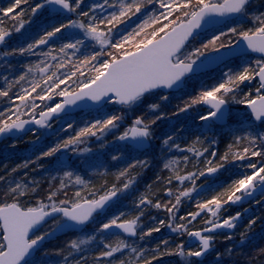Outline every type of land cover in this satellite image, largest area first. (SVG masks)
I'll use <instances>...</instances> for the list:
<instances>
[{
  "label": "snow or ice",
  "instance_id": "6c2138e0",
  "mask_svg": "<svg viewBox=\"0 0 264 264\" xmlns=\"http://www.w3.org/2000/svg\"><path fill=\"white\" fill-rule=\"evenodd\" d=\"M84 2L40 0L30 4V0H10L6 7H0V45L5 44L6 38L14 32L20 33L26 24L32 23L31 18H25L26 13H29V17H35L40 10L51 8L53 12L68 16L66 22L54 25L50 30H43L26 46L13 48L3 54L8 57L28 54L37 59L24 66L25 70L19 75L11 79L8 76L3 78L5 86L0 87V98H6L10 106L0 110V136L23 131L29 124L51 128L50 121L66 112L69 106L81 101H90L94 106L117 103L133 107L146 95L157 90L181 88L186 78L202 70L209 60L224 63L229 56L236 55L237 50L245 49L260 53V58L252 63H243L238 70L229 67L216 84L190 97L183 106L178 107V113L175 114L186 113L197 105H205L210 110L199 115L201 122L226 123L231 115L228 106L235 103L249 110V128L256 123L264 124V13L254 17V24L250 28L226 24L233 17L249 15L251 0H101L87 11L82 9ZM16 9L19 11H14ZM69 14L76 15L77 19H72ZM141 16L144 17L142 21L124 33L121 25L127 26L133 17ZM222 24L223 27H218ZM66 30L72 39L56 47L54 39L63 37ZM71 30H79V35ZM206 32H211L206 40L201 41L199 46L191 45V41ZM116 36L119 39H115ZM95 45H99V48L96 49ZM90 46L94 50L85 54L84 50ZM253 81H256L257 86L245 92L242 85ZM168 99L166 94L160 96L161 101ZM149 107L158 109L160 105L151 104ZM161 118L162 115L151 120H145L144 116L136 117L117 139L130 141L134 147H138L152 138V125ZM123 119L122 113L96 119L74 135L43 151L36 160L52 157L70 148L75 151V146L85 139L120 128ZM72 128L73 124L69 123L67 129ZM163 143L169 148L190 152L197 159L205 153L211 158L203 160V169L197 168L196 171L189 170L183 174V170L177 167V160L165 163L164 167L173 172V175L164 178L168 185L174 181L179 185L187 182L190 187L178 189L175 201L170 199L163 204L159 200L153 203L148 196L142 195L135 205L140 211L134 218L119 212L102 221L97 231L117 236L118 243L115 246L105 243L97 260L112 258L129 248L125 240L119 239V233L129 237L137 236L142 226L143 209L148 206L163 208L169 214V220L166 222L161 219L157 226L139 232L140 239L168 227L172 232L181 236L186 234L198 242L195 250H185L184 241L178 243L175 249H169V240L165 239L161 242L165 246L164 252L157 245L155 253L185 258L203 257L211 249L214 240L212 235L205 233L236 227L235 221L241 214L222 218L220 213L225 206L251 197L258 187L264 188V132L234 136L233 143L219 160L216 159L215 151L209 153L207 147L203 151L196 147V144L201 143L200 137H196L187 148L176 143L172 135H168ZM112 159L119 160L120 157L114 155ZM245 161L247 163H243ZM183 162L188 164L189 156H183ZM237 162H241L237 164L240 169L238 178L211 198L196 201L195 211L179 216V221L184 223H173L177 220L176 213L179 212L182 200L191 199L192 193L198 191L197 181L201 177L218 172L226 164ZM29 163L35 161H25L11 169V173H16L20 168H28ZM145 163L133 161L116 175L117 181L124 178L122 183L101 185L99 189L72 171H66L59 189L50 186L46 197L33 205L22 203L21 197L29 195V191L35 193L36 187L29 190L27 183H15L13 186L4 175H0V184L8 185L0 198V264H32L31 257L46 237L65 228H76L92 222L134 183L129 175L130 169ZM70 183L83 187L70 195ZM166 194L171 197L173 189L168 187ZM198 217L203 219L205 227L190 230L189 225L197 221ZM50 218L53 220L50 230L37 234L38 228ZM254 223L255 220H252L249 226ZM113 229L118 231L114 232ZM94 239V236L89 237V240ZM89 240H72L69 248L79 251L81 245ZM131 252L137 253L138 259L128 262L122 260L120 264H153L159 258L155 254L146 257L144 250L138 252L135 247L131 248ZM71 256L69 251L64 259L67 261ZM83 259L81 257L76 260L75 264H81ZM108 264H112L111 259Z\"/></svg>",
  "mask_w": 264,
  "mask_h": 264
},
{
  "label": "trees",
  "instance_id": "16d2710c",
  "mask_svg": "<svg viewBox=\"0 0 264 264\" xmlns=\"http://www.w3.org/2000/svg\"><path fill=\"white\" fill-rule=\"evenodd\" d=\"M252 1L249 7L252 6ZM38 2L39 0H30V4H35ZM99 2H101V0H85L84 4L82 5V9L87 11L92 5ZM9 3L10 0H0V7H6ZM24 7L28 6L25 5ZM259 10L264 13L263 8H260ZM14 11L19 10L16 9ZM43 12L44 13L42 15H39L38 13L35 17H29V13L25 14V18H31L32 23L26 24L25 28L20 33H13V37L8 42H6V44H8L7 48H5L6 51H9L13 48L26 46L27 43L31 42L32 38H35L38 34L42 33L43 30H50L52 26L58 25L61 22H66L68 18V16L63 13H51L47 8H45ZM69 15H71L72 19H77L76 15ZM143 18V16L139 18L133 17L131 21H128L127 26L121 25L124 33L134 28L136 24L142 21ZM237 21L238 18L231 20L226 24H235ZM67 31L68 30H66L63 37L54 39V45L56 47H59L60 44L69 42V40L72 39V37L67 35ZM71 31L79 35V30ZM115 39H119V36H116ZM95 48L98 49L99 46L95 45ZM93 50L94 48L90 46L84 51L85 54H88ZM14 58L20 60V62L18 61L19 63L11 66V60ZM249 58V56H246L238 60L241 62L243 61L242 59L246 60ZM36 59L37 58L35 56H29L28 54H25L24 56H11V59L3 60V67L0 68V87L5 86V81L3 79L4 76H8L11 79L12 77L19 75L25 70L24 66L28 65L29 63H34ZM239 64L240 66L242 65L241 63H227L222 67L227 68L231 66L232 69L237 70L240 67ZM219 70L207 75L189 78L186 85V89H188L189 93L187 92L185 95L182 94V97L185 98L181 99V101H178L181 103L177 106V109L179 106H183L184 102L188 100L186 97L190 93H192L191 95L196 96L202 89L209 88L216 84L220 80V76H218L220 74ZM16 90L18 91L19 89ZM158 94L163 93L157 92L146 95L144 100H148L152 96H156ZM177 94L178 93H175V95ZM155 101L156 100L151 101L152 104ZM159 103L160 102L157 100V103L154 104ZM174 104L175 103L163 105L160 104V107L156 110H153L152 113H148L145 110H139L136 116H144L145 120H151L155 119L157 115H162V118L158 120L156 124L152 125V135L155 133V131H157L158 137L160 139L159 141H163L168 136V134L172 132L169 135L175 137L177 136L179 138L178 143L181 145V147L187 148L193 144V141L196 139V137H200L201 143L196 144V147L203 151V148L207 147V143H210V149H208L209 153L215 151L217 153V160H219V157L228 150V146L233 143L234 136L245 135L247 132H264V124L256 123L251 128L248 127L249 122L247 121V117L250 114L244 108H242L240 112V117H242L240 119L241 121L236 123L239 116L235 115L236 113L231 110L229 119L232 122H229L223 127L217 126L211 121L201 122L198 119L199 115L207 112V110L201 105H197L196 107L192 108V110L195 112L186 114L185 121L180 119L172 124L171 120L178 115L175 114L178 113V110H175L176 107ZM9 106L10 105L8 104L6 98H0V110H4ZM112 106V108H114V113L121 111L123 108V106L117 105L115 103H112ZM99 111L100 110L79 111L75 113V115L76 117H79V120H82L81 117L83 115L88 116L93 113L96 114ZM56 121L58 120L53 121L51 124L55 123ZM80 121H78L76 125L73 124V128L71 130L62 132L61 129L60 133L58 131V133L53 136L55 139L51 136L41 140L40 142H37L36 132L40 131H31L17 139L5 142L0 147V175H4L9 184H12L13 186L15 183H27L29 190L33 187H36V192H41V194L46 197L50 186L59 189L60 181L65 179L64 173L66 171H72L75 175L81 176L86 182H88L89 185L95 186V188L99 189L101 185L111 186L113 183H122L124 178H122V180L119 182L116 180V175L119 171L126 168L135 160L145 161L146 163L143 166L138 165L136 168L130 169L129 175L134 179V183L128 189L129 191H127V195H124V198L129 200L130 205H133L132 201L134 202V206L132 208H136L135 205L142 195L148 196L153 200V203H155L156 200H159L163 204L170 199L174 202L175 194L177 193L178 189L183 190L184 188L190 187L187 182H185L184 185H179L175 181L172 185H168L166 183L164 178L173 175V172L170 169H166L164 167L165 163H167L169 160H177V167L183 170L181 172V174H183L189 170L196 171L197 168L203 169V160L205 158H211L208 153H205L203 157L197 159L190 152H181L175 148H172L169 151L166 148L164 150V147L161 149L164 155V158H162L160 150L157 152V154H154L152 145L151 148L144 153H138L132 148L131 149L133 151L131 153V151H128V147L126 151L127 154L125 153V156L123 155L120 157L119 155L121 154L119 153L121 152V149L119 148L121 147L117 149L111 148L109 150L106 148V145L103 141H98L93 145L96 146L95 148H89L90 151L96 152L94 153L95 155L90 153L88 156L87 154L81 153L76 155V152L81 151V149L77 148L72 152V155L68 156L69 160L63 163L60 162L55 164L52 157H46L39 161L36 160V157L43 151H46L49 147L64 139H67L69 136L74 135L76 131H79V129L83 127L81 126V123L79 124ZM114 155L119 156V160L121 161L113 160L112 157ZM185 155L189 156L190 158V162L186 165L183 162V156ZM25 161H35V163H29L28 168H20L16 173H11V169L17 167L18 165H22ZM239 163L241 162H237L236 164H226L225 167L220 169L218 172L201 177L197 181L198 191L192 193L191 199L184 198L182 200L179 212L176 213L177 220L173 221V223H184L185 221H179V216H183L188 212L195 211L196 201H202L204 199L211 198L213 195L228 187L234 179L238 178L240 169L237 167V164ZM243 163H247V161ZM247 171L251 172V170ZM7 186L8 185L6 184H0V192H3ZM82 187L83 186L81 185H73L70 183L69 194L71 195L72 192L81 189ZM168 187L173 189V195L171 197L166 194V189ZM29 194H31L30 191ZM253 201H255V199L242 205H232L229 203L225 206V208L220 213L222 218L235 216L237 213H241V216L237 221V226L234 232L231 234L221 233L217 236L219 237L217 238L218 243H216L217 246L213 251L220 252L216 258L218 260H216L217 263L205 261V263L202 264H264V203H260L259 213H251L246 211L243 213V210L249 207V205H252ZM26 204L29 205V203ZM143 210L144 215L141 217V227L143 228L142 231H146L148 228L153 227V224L156 223V221L163 219L167 222L169 220V214L163 208L156 209L152 206H148ZM137 211L138 212L130 213L126 216L128 218H134L140 210L137 209ZM252 220H255V223L249 226ZM203 227H205V224L203 219L199 217L197 218V221L193 222L192 225H189L190 230L202 229ZM109 236L110 238H115V241H118L117 236ZM228 237L230 238L227 240H222V238ZM138 238L139 236L136 239H130L119 233V239H123L128 243H134ZM165 239L169 240V245L167 246L169 249H175V246L181 241H184L186 245H188L187 248H192L194 245L191 243L189 237L186 234L181 236L175 232H172L170 228L163 227L160 232L153 233L152 236H150L144 243L145 245H143L145 250L144 253L147 255V257H151L154 254L159 257L153 261V264H201V262L196 260L183 263L178 255H161L160 253H155L154 250L156 249L157 245H160L161 252H164L165 246L161 242ZM105 241V243H111L113 246H115L113 241L111 242L109 240L107 242V239ZM224 241L227 243H223ZM103 245L104 244L96 242V245L93 246L94 251L92 253L85 252V254H88H86V257L82 260L81 264H94L96 256H98L99 252L103 250ZM187 248L185 250H187ZM223 248H226L227 250L224 251ZM229 248L231 250H229Z\"/></svg>",
  "mask_w": 264,
  "mask_h": 264
},
{
  "label": "rangeland",
  "instance_id": "374dc122",
  "mask_svg": "<svg viewBox=\"0 0 264 264\" xmlns=\"http://www.w3.org/2000/svg\"><path fill=\"white\" fill-rule=\"evenodd\" d=\"M39 2H40V0H39ZM252 2H253L252 6L251 7L248 6L249 15L243 16V17H238L237 23L229 24L227 26H237V25H239V26H242L243 28L252 27L253 24H254V17L255 16H259L262 13L261 10H259V9L260 8L264 9V0H255V1H252ZM47 9L50 11V8H47ZM43 10L44 9H42V10H40L38 12L39 15H42L44 13ZM74 31H76V30H74ZM210 35H211V32H206V33L200 35L195 40L191 41V45L192 46H199L201 41L206 40ZM7 46H8V44L5 43V44H3L0 47V68L3 67V64H2L3 60L11 59V57L3 55L6 52L5 48H7ZM256 59H259V58L252 56V58L250 57L249 59H246V60L242 59L243 61L240 62L238 60V58H237V59H235V60H233V61H231L229 63H233V64H235V63L243 64L245 62L252 63ZM18 61L20 62V60H18V59H15V58L12 59L11 60V62H12L11 66H14V64L19 63ZM9 63H10V61H9ZM27 63H29V62H27ZM20 64H22V63H20ZM24 64H26V63H24ZM239 66H240V64H239ZM228 68L229 67H227V68L226 67H222L219 70V73L221 75L219 74L218 76H220V79L222 77V73L227 71ZM186 85H187V83H186ZM255 86H257L256 81H253L252 83L245 82V85H242V88L246 92V91H248L250 89H254ZM186 88H187V86L185 87V90L183 89L182 91L178 92L177 95H175V93L174 94L173 93L166 94L169 97V99L167 101H161L160 100V96L164 95V93L163 94H158L156 96L155 95L152 96L148 100H144L143 99L139 104H137V105H135L133 107L123 106L122 110L118 111L116 113H114V108H112L113 107L112 103H106L101 108L97 109V110H100L98 113H96V114L93 113V114H90L88 116L87 115H83L81 117L82 120L80 119L81 121L78 119L79 117H76L75 114L66 115V116L58 119V121H56L55 123L51 124L52 125L51 128H43L41 130H35V131H40V132H36L37 133L36 138L39 137V139H37V142H40L41 140H44L45 138H48V137H51V136H52V138L55 139V137H53V136L56 135L58 133V131L60 133L61 129H62V132L66 131V130H71V129H67V125L69 123H72V124L76 125L78 123V121H80L79 124L81 123V126L84 127L86 124L92 123L96 119H103V118H105L108 115L122 113L124 115V119L121 122L120 128L115 129V130H113L111 132H107V133L102 134V135L98 134L97 136L89 137V138L85 139V141L83 143H80V144L76 145L75 148L76 149L77 148L81 149V151L76 152V155H79V153L87 154V156L89 155V153L93 155L96 152L95 151H90L89 148H92V147L95 148L96 146H93L94 143H97L98 141H103L105 143V145H106V148H108L109 150L111 148H116L117 149V148L121 147V148H119V149H121V152L119 153L121 155H119V156L120 157H122L123 155L125 156L127 154L126 151H127L129 146L128 145L126 146L124 143H122L120 140H118L117 137L122 133V131L126 127H128L132 123V121L136 117H139V116H136L137 112L139 110L140 111L145 110L148 113H152L153 110H156V109H150V107H149L152 104L151 101H153V100H156L154 103H157V100H158V102H160L159 105L160 104L163 105V104H170V103L173 104V103H175L174 105L176 107L175 108V110H176L177 106L180 105V103H181V102H178V101H181V99L185 98V97H182L183 95H185V93H187V92L189 93L188 89H186ZM191 94L192 93H190L186 97V99H189L190 97H194L195 96V95H191ZM239 98H240V95L238 94L237 95V99H239ZM229 106H230V112L232 110L234 113H236L235 115L239 116L237 118V122H236V123H238V121H241L240 119L242 118V117H240L241 109L242 108L246 109V107L243 106V105L235 104V103H230ZM191 112H195V111L190 109L186 113H179L174 119L171 120L172 124L175 123L177 120H180V119L185 121L186 120L185 115L186 114H190ZM163 121H164V119H163ZM229 122H232V121H230V119H229ZM50 123H52V122H50ZM171 133H169V134H171ZM159 140L160 139L158 137V132L155 131V133L152 135V138H151L152 149L154 151V154H157V152H159V150L161 151V149L163 147H164V150H165V148L167 150H169V151H170V149H172V148H169L168 146L164 145L163 141H159ZM175 142L176 143L179 142V138L177 136L175 137ZM209 145H210V143H207V148L208 149H210ZM128 151L129 152L131 151V153H132L133 150L129 147ZM72 152H73V150L71 148L67 149V150H63L62 152L57 153L56 155L52 156L53 161L55 162V164L56 163L58 164L60 162H66V161L69 160L68 156L72 155ZM160 154H162V158H164V155H163L162 151L160 152ZM117 161H121V160H117ZM112 163H114V162H112ZM127 191H129V190H127ZM127 191L122 192L121 194H119L118 200L116 201L115 204H113L111 206V208L108 210L107 214L104 217H96L94 222L92 224H90L84 230L83 233L81 232V233L66 234L64 236H61L59 239L47 244L43 249H41L37 253V255L33 259H31L32 264H75L76 260H79L81 257H83L85 259L86 254H88L90 252L92 253L94 251L93 246L96 245V242H99L100 244H105V242H106L105 240L107 239V242L110 240L111 242L113 241L114 244L118 243L117 240H116L117 242L115 241V238H110L109 235H105L106 233H100V232L97 231V229H98L99 224L102 221H105L107 218H110L112 215H114L116 213L124 212L126 215H129L130 213L138 212L137 211L138 208L137 209L135 207L132 208L134 206V202L132 201L133 205L131 204L132 205L131 206L129 200L124 198V195H127ZM2 193L3 192L1 191L0 192V198H2ZM43 198H45V197L41 194V192H36L34 194L31 193V194H29V195H27L25 197H21V201H22V203H25V204L29 203V205H33V204L36 203L37 200H40V199H43ZM261 202H262V199H260V200L259 199H255V201H253L252 205H249V207L246 208V212L259 213V211H260L259 210V205H260ZM247 215H250V214H247ZM57 219H59V218H57ZM158 222L159 221H156V223H154L153 226H157ZM52 225H53V221L50 222L45 227V231L50 230ZM142 229H143L142 227L139 228L138 229L139 232H141ZM92 236H94L95 239L94 240H89V237H92ZM111 237H114V236H111ZM148 238L149 237H144L143 239L138 238L137 240H135L134 243L126 242V243H128L129 248L124 250L123 253H117L112 258H106V259H103V260H97L95 258V263L94 264H108V260L109 259H111L112 264H120V261H122V260L125 261V262L135 261L136 259H138V254L131 252V248L132 247L137 248L138 252L140 250H144L143 245H145L144 243L148 240ZM216 238H219V237H216ZM227 239H229V237L228 238H222V240H227ZM72 240H77V241H79V240H89V242L86 243V244L81 245V249L79 251H77V250L69 248V244H70V242ZM190 241H192V239H190ZM216 243H218V240H216V242H215V247L217 246ZM223 243H227V242L224 241ZM187 246L188 245H186V243H185V247L186 248H187ZM197 247H198L197 245H193L192 249L195 250V249H197ZM189 248H187V249H189ZM223 250L226 251L227 249L223 248ZM229 250H231V249L229 248ZM69 251H71L72 256L69 257V259L66 261L64 258L66 256H68ZM220 251H221V249H220ZM85 252H88V253L85 254ZM144 252H145V250H144ZM219 253L220 252L217 251V252H213V253L209 254L208 258L206 259V262L207 261L208 262L211 261L212 263H217L218 260L216 258H217ZM145 256L147 257L146 254H145ZM180 259H181V261L183 263L189 262V261H194V260L198 261L196 258L180 257ZM202 263H205V262H201V264Z\"/></svg>",
  "mask_w": 264,
  "mask_h": 264
},
{
  "label": "water",
  "instance_id": "95a60500",
  "mask_svg": "<svg viewBox=\"0 0 264 264\" xmlns=\"http://www.w3.org/2000/svg\"><path fill=\"white\" fill-rule=\"evenodd\" d=\"M50 9H51V8H50ZM51 11H52V10H51ZM52 12H53V11H52ZM54 13H57V12H54ZM235 18H237V17H233V18H231V19H235ZM231 19H229V20H231ZM229 20H227V21H229ZM227 21H226V22H227ZM222 25H223V24H222ZM218 26H221V25H218ZM12 36H13V35H12ZM12 36L6 38V41H8L9 39H11ZM1 46H2V45H0V47H1ZM246 54H253V55H255V56H259V57L261 56L260 53H254V52H251L250 50H246V49H245V50H237V54H236V55L229 56V57L227 58V60H226L224 63L228 62V61L231 60V59H234V58H237V57H239V56L246 55ZM224 63L213 62V61L209 60L208 62H206V66H205L202 70H198L194 75H198V74H201V73H205V72H208V71L214 70V69L218 68L219 66L223 65ZM192 76H193V75H192ZM186 79H187V78H186ZM184 84H185V82H184ZM184 84H183L182 87L179 88V89H172V90H157V91H162V92H165V93L172 92V91H179L180 89L183 88ZM157 91H156V92H157ZM113 99H115V98L113 97ZM105 104H106V103L102 104L101 106H94V105L92 104V102H90V101H87V102H85V101H81V102H78L77 105L69 106L68 109L66 110V112L60 114L58 117H55L52 121L57 120V119H59V118L65 116V115H68V114H74V113H76V112H78V111H84V110H95V109H98V108L102 107V106L105 105ZM119 105H120V104H119ZM202 106H203L204 108L210 110L207 106H205V105H202ZM246 109H247V108H246ZM228 110H229V112H230V107H229V106H228ZM247 110H248V109H247ZM248 112H249V110H248ZM24 119H28V117H27V118H24ZM228 120H229V118H228ZM228 120H227L226 123H222V122H214V123L217 124V125H220V126H224V125H226V124L228 123ZM50 122H51V121H50ZM34 129H43V128L39 127L38 125H34V124L26 125V126H25V129H24L23 131H14V132L9 133V134H6V135H4V136H0V145H1L4 141H6V140H8V139H10V138H18V137H20V136H23V135L28 134L30 131H32V130H34ZM121 142H122V143H126V144H128L129 146L133 147L134 149H136V150L139 151V152H144V151L148 150V149L150 148V146H151V140H149V141L143 143L142 145H140V146H138V147H134L133 144H132V142H130V141H121ZM262 193H264V188H259V187H258L257 190H256V192H255L251 197H245L241 202H238V203H236V204H232V205H242V204H244V203L250 201L251 199L255 198L256 196H258L259 194H262ZM118 198H119V195H118V197H117V198H116V199L110 204V206H109L104 212H102L99 216L105 214L106 211L111 207V205L114 204V203L118 200ZM263 201H264V200H263ZM57 218H58V217H57ZM94 219H95V218H94ZM50 221H52L51 218L47 221V223H49ZM93 221H94V220H93ZM93 221H92V222H93ZM92 222H89L87 225L79 226V227H76V228H65V229L62 230V231L54 232L52 235L46 237V239L41 243L39 249L33 254V256L31 257V259L35 256V254H36V253H37V252H38V251H39V250H40V249H41V248H42L47 242L53 241V240H55V239H57V238H59V237L65 235V234L70 233V232L80 233V232H82L83 230H85L86 227H87L88 225H90ZM47 223H45V224L42 225L40 228H38V230H37V234H38V232L41 231V229H43L44 226H46ZM235 224H236V223H235ZM234 229H235V228H234ZM234 229L222 228V229H218V230H216V231L213 232V233H205V235L217 234V233H220V232H228V233H231ZM48 231H49V230H48ZM112 231L115 232V231H118V230L113 229ZM121 234H123V233H121ZM123 235L126 236L127 238H131V239H135V238L138 237V235H137V236H134V237H129V236H127L126 234H123ZM192 242L195 243V244H198V242H197L195 239H192ZM213 248H214V246H213V244H212L211 249H210V250H209V251H208L203 257H200V258H197V259H198V260H203V259H205V257H206V256H207V255L213 250Z\"/></svg>",
  "mask_w": 264,
  "mask_h": 264
},
{
  "label": "flooded vegetation",
  "instance_id": "af4514ba",
  "mask_svg": "<svg viewBox=\"0 0 264 264\" xmlns=\"http://www.w3.org/2000/svg\"><path fill=\"white\" fill-rule=\"evenodd\" d=\"M134 150V149H133ZM136 151V150H135ZM137 152V151H136ZM139 153V152H138ZM263 195H259V196H257V197H255L254 199H263ZM254 199H252V200H254ZM262 202L264 203V201L262 200ZM249 203V202H248ZM246 204V203H245ZM111 208V207H110ZM109 208V209H110ZM108 209V210H109ZM108 210L106 211V213L105 214H103V215H101V216H96V217H104L106 214H107V212H108ZM246 211V209L245 210H243V213ZM241 214V213H240ZM241 216V215H240ZM96 217H95V219H96ZM240 218V217H239ZM238 221V220H237ZM237 221H236V226H237ZM236 228V227H235ZM235 230V229H234ZM234 230L232 231V232H234ZM45 231V228L43 229V230H41L40 232H38V234H41L42 232H44ZM83 232V231H82ZM231 232V233H232ZM71 233H76V232H70V233H68V234H71ZM221 233H228V232H220V233H217V234H211L213 237H214V240H213V242H212V244H213V246H214V248H215V242H216V240H217V236L218 235H220ZM231 233H229V234H231ZM121 234V233H120ZM123 235V234H122ZM138 236H139V230H138ZM57 239H59V238H57ZM57 239H55V240H57ZM55 240H53V241H55ZM191 243L192 244H194V245H197L198 246V244H195V243H193L192 241H191ZM46 246V245H45ZM44 246V247H45ZM43 247V248H44ZM214 248H213V250H214ZM213 250L209 253V254H211L212 252H213ZM209 254L205 257V259H203V260H198L197 258V260H198V262H205L206 261V259L208 258V256H209Z\"/></svg>",
  "mask_w": 264,
  "mask_h": 264
}]
</instances>
